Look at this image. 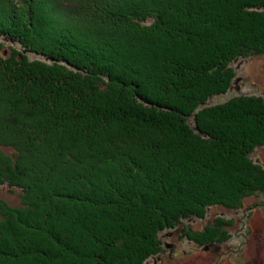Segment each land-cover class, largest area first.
Wrapping results in <instances>:
<instances>
[{"label":"trees","instance_id":"1","mask_svg":"<svg viewBox=\"0 0 264 264\" xmlns=\"http://www.w3.org/2000/svg\"><path fill=\"white\" fill-rule=\"evenodd\" d=\"M260 55L264 0H0V264H144L264 193V98L209 104Z\"/></svg>","mask_w":264,"mask_h":264},{"label":"rangeland","instance_id":"2","mask_svg":"<svg viewBox=\"0 0 264 264\" xmlns=\"http://www.w3.org/2000/svg\"><path fill=\"white\" fill-rule=\"evenodd\" d=\"M233 67L239 80L226 95L209 101L210 105L239 95L264 98V55L240 58ZM252 158L264 165V146L256 148ZM21 194L20 188L11 192L8 185L0 187V200L11 206L22 205ZM209 226L212 233L223 234L218 235L219 241L196 242L187 236L189 232L205 233ZM159 238L162 251L144 264H264V193L248 197L239 209L214 206L205 218L183 220L177 228L161 232Z\"/></svg>","mask_w":264,"mask_h":264},{"label":"water","instance_id":"3","mask_svg":"<svg viewBox=\"0 0 264 264\" xmlns=\"http://www.w3.org/2000/svg\"><path fill=\"white\" fill-rule=\"evenodd\" d=\"M237 80H239V79H237ZM237 80H236V81H237Z\"/></svg>","mask_w":264,"mask_h":264}]
</instances>
